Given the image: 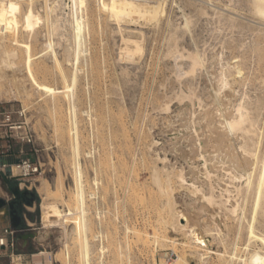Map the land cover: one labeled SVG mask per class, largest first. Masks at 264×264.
<instances>
[{
  "label": "rangeland",
  "instance_id": "1",
  "mask_svg": "<svg viewBox=\"0 0 264 264\" xmlns=\"http://www.w3.org/2000/svg\"><path fill=\"white\" fill-rule=\"evenodd\" d=\"M16 1L20 4L21 9L31 3L39 17L34 28L35 35L31 38L28 36V39L26 32L20 28L22 32L19 31L18 37L20 38L18 39L28 43L31 40L29 44L31 53L33 52L34 55L33 70L39 83H41L40 85L43 86L42 89L37 88L28 78L23 63V48L16 47L17 54L14 57H6L0 50V104L23 111L25 121L33 130L36 152H32L31 147L27 145H24L23 149L32 159L39 161L41 166V173L29 179L0 175V198L7 202L12 200V189H17L18 193L26 194V199L14 206L21 218L23 215L26 217V222L22 219L20 226L23 227L25 223H28L34 228L35 237L39 233L42 226L39 212L41 197L36 190V185L42 179L53 182L58 171L62 176L63 186L66 188L63 194L66 201L58 202L59 208L63 212L70 208L75 213L67 216V218L63 217L62 225H59L64 229L63 225L69 226L71 223L78 222L80 207L76 200V181L71 164L73 134L70 96L69 93H64L53 97L45 90V87H63L69 82L63 76V72L70 73L74 67L71 61L74 46L70 23L72 15L75 12L81 14L84 8V12L82 11L83 15L86 12L84 24H88L85 25L84 32L86 34L84 39L86 60H80L78 63V67L81 65L78 72L79 78L84 76L80 78V86L83 90L78 87L74 93L79 98L83 95L80 98L81 103L77 102V108L79 111V134L82 135L81 138L83 137L82 148L84 152L82 151L80 161L86 196V223L89 222L87 227L90 228V232H88L89 239H91L90 264H172L175 263L178 256H183L187 264H217V262L218 264H227L225 260L227 258L226 261H229L230 254H237L230 261V264H241L240 259L242 257L251 258L257 253H261V250L258 249L259 245L249 241L246 235L245 222L248 218L250 219V199H247L248 202L247 200L243 202V197H239L238 192L234 191L240 182L236 180V183L229 178L230 176H227L228 174L219 163H216L214 168H217L214 171L219 176L211 177L213 191L215 195H220L221 191L219 190H222L221 195L223 196H217L220 199L224 198V200L231 194L232 197L229 196L231 200L227 202L228 204L233 203V201L235 203L237 199L240 209L237 206L236 214H228L229 211L222 208L223 206L209 205L200 215H196L192 211L187 212V226L184 229H179L176 218H172L174 216L171 213L166 214L164 211L175 204L173 202L175 201V206L185 212L190 198L197 196L198 202L202 203L200 193L193 195L192 188H188L187 185L179 186L173 177L169 183L172 195L170 197L169 195L163 196L164 194L159 191L160 186L166 187L167 182L165 181H167V174L172 170V166L183 167L185 176L190 181L191 174L187 173L188 167L180 157L181 150L189 149V146L185 147L187 142L184 138L188 136L189 132L191 134L189 136H191L194 146L198 150L197 135L196 132H192L196 129L200 135L199 138H203L202 141L208 144L209 132L205 129V134L203 133L204 127H198L199 119L194 118V116L201 114L202 108L206 109L208 106L207 97L209 93H214L215 90L220 94V96L218 95L220 98L225 97L223 93L227 91V94L232 93L230 99H232L233 104L242 102L247 106L248 111L251 112L249 115H251L253 130L256 131L251 133V135L254 133L251 137L254 140H260L261 145L264 143V61H262L264 58V53H262L264 41H261L262 34L264 40V22L262 21V23L261 19L257 18L258 15L247 9L248 0H168L167 14H169L166 16L168 20L164 18L162 23L158 25L159 28L148 24L143 25V30H141L144 33V50L129 60L126 57L123 58L120 49H118L120 36L114 19L104 11H97L100 0H88L86 7L81 8L82 10L79 6L78 8L74 6L73 0ZM256 1L262 2L264 0ZM228 9L231 12H227ZM183 13L191 21L188 33L179 28L183 22ZM94 14L97 18H94ZM228 15L235 18L233 24L225 19ZM90 16L91 19H89ZM236 19L238 24L235 23ZM238 20L244 27L242 24L240 25ZM173 23H176V27ZM255 34L260 37L257 38ZM172 40L177 43L171 42ZM248 44L251 47H248ZM193 47L206 51L204 52L209 61L206 60L205 68L202 67L197 70L196 73L198 74H192L194 77L190 75L175 77V65L180 64L181 67H185L187 62L182 58H177L174 61L175 51L185 52L186 50H193ZM255 48L256 50H253ZM255 52L257 53L255 54ZM259 54L262 55V59ZM88 57H96L99 61L100 68L98 66L99 69L95 73L90 71ZM259 63L261 65H258ZM238 65L243 70L242 76L234 78L235 74L233 73ZM233 67L234 70H232ZM84 72L86 74H83ZM241 78L243 79L241 80ZM225 81H228L229 84ZM230 88L232 89L230 90ZM183 89L187 92H184ZM234 89L238 94L235 93ZM189 90L195 92L192 100L186 97ZM197 97L201 98V101ZM199 101L200 103H198ZM192 107H194L193 110ZM194 110L195 114L193 115ZM192 118L197 124L193 122ZM232 136L234 137L232 138ZM232 136V143L243 144L244 139L241 135ZM203 147L205 155L213 156L209 148ZM202 161V159L195 160L193 163V166L197 168L195 169L197 184H200V181H205L206 178L204 161ZM212 163H214L212 160L208 161L210 166ZM154 169L157 170V173L153 171ZM157 178L161 180H159L161 185L157 183ZM224 186L230 191L229 194L225 192ZM92 192L96 194L90 197L89 193ZM233 196H237L234 197L235 200L232 199ZM167 197L169 200L166 199ZM237 215H240V218ZM194 216L198 218V227L203 232H206L207 229H213L215 225L218 229L212 232L215 235L206 234L210 248L216 254L208 253L203 256V260L198 257L202 251L196 253L193 247H183V244L188 242L187 230L192 225V217ZM64 218L66 219L64 220ZM0 219L9 220L7 206L0 208ZM179 222L186 224L185 220ZM58 227L51 229L48 236L40 241L34 237L23 243V239L19 238L16 252L37 254L33 257V261L38 263L48 261L51 258L55 264H85L81 238L78 237L79 240L75 238V241L73 240L66 250L61 244L62 240L61 242L58 240V237L62 235L60 233L62 229L59 227L60 230ZM262 227L257 223L256 230L264 234V227ZM96 234L102 236L103 250H101L102 246L99 249V245L93 237ZM217 234L220 236L218 239ZM41 251L46 252L39 254ZM67 252L69 253L67 254ZM217 253L219 254L217 255ZM9 262L8 257H0V264H10Z\"/></svg>",
  "mask_w": 264,
  "mask_h": 264
},
{
  "label": "bare ground",
  "instance_id": "2",
  "mask_svg": "<svg viewBox=\"0 0 264 264\" xmlns=\"http://www.w3.org/2000/svg\"><path fill=\"white\" fill-rule=\"evenodd\" d=\"M87 1L88 0H73V3H74V6L76 8H78V6H79L80 9H81L83 7H86ZM167 1L168 0H100L99 3L97 2L98 3V6H97L98 10L97 11H104V13H106L109 17L114 19L113 21H115V23L117 24L116 28H118V32H119L118 34L120 36L119 37V39H120V47H118V49H120L119 51L123 55V58L126 57V59L128 58V60H129L131 58L133 59V57L135 55L141 54V52L144 50L143 49L144 48L143 47L144 33L142 31L143 30L142 29L143 25L146 26L148 24V25H152L154 27L160 25V23H162L161 21L164 18H166V16L169 14V13L167 14V5H168ZM244 2H246V1H244ZM97 7H96V9H97ZM233 7H235V6H233ZM247 9L251 10L255 15H258L259 17H257V18L261 19V22L262 21L264 22V1H262V2L258 1L257 2L256 0H248V8ZM83 10H84V8H83ZM235 10H236V8H235ZM76 11H77V9H76ZM82 11H81V14L78 13V12L77 13L75 12L72 15V19H71L72 21L70 23V26L72 28V39H73L74 48H73V54L71 53V55H72L71 59L72 60L71 59H69V60L72 61V65L74 67L72 66L73 69H72V71L70 73L69 72L68 73L67 72H63V76L66 77L65 79H68V81H69L68 84L66 86H63V87H48V86L45 87L44 86L46 88L45 90H47V92L52 94L53 97H55L57 95L64 94V93H69V96H70V106H71V114H72V134H73V144H72V147H71V151H72L71 152L72 153V160H71L72 162H71V164L73 165L74 174H75V181H76V190H75L76 194L75 195L77 196L76 200L79 203L80 209H79L78 212L80 214L78 216V222L71 223L69 226H64L63 225L64 229H62L61 228L62 226L60 227V225H59V224H61L63 222V221L61 222L62 218L63 217L67 218V216H71V215L75 214L72 211V209H70V208L68 209V211H65V212H63V210L59 208L58 202H60V201L62 202V201L65 200L63 194H64V191H65L66 188H64V186H63V181H62V178H61L62 176H60V173L58 171L56 173L57 176L54 177L53 182H51V181H49L47 179L40 178L42 180L36 185V188H37L36 190H37L38 194L41 197L40 198L41 202H40V205H39V212H40L41 225L42 226L40 228L39 233L43 234L44 236H42L41 234L38 233L36 235L35 239L37 241H40L41 239L46 238L48 236L49 231L51 229L57 228V226H59L62 229V232H60L62 235H60L58 237V240H60L59 242H61V240H62L61 244H63V247H65L66 250H68V246H70V244L73 242V240L75 238H77V239H78V237L81 238L80 241H81V246H82V249H83V256H84V259H85V264H90V254H91V241L90 240L91 239H89V235H88V232H90L89 231L90 228L88 229V227H87L88 226L87 223L89 224V222L86 223V220H87L86 216H85L87 214L86 213V208H85L86 196H85L84 185H83V169H82V164H81V161H80V158L82 157L81 154L84 152L83 148H82L83 147V142H82V138L83 137L81 138L82 135L80 136V134H79V128H78L79 127L78 126L79 111H78V108H77V102L81 103L80 98L83 95H81L80 98H79V96H77L74 93V90L76 91L78 87L80 89L82 88L80 86L81 85L80 78L84 77V76L83 77L81 76L79 78V73L78 72L81 69L80 68L81 65H80V67H78V63L80 62V60L81 61H85L86 60V58H85L86 49L84 47V39H85V35L86 34L84 32H85V25H88V24H84V20L86 19V18H84V16L86 15V12H85V15H83ZM94 11H96V10H94ZM97 11H96V13H97ZM218 12H219V10H218ZM227 12H231V11H229V9H228ZM90 14H92V13H90ZM234 14H236V13H234ZM237 16L240 17L239 15H237ZM237 16H236V18H237ZM95 17H96V15L94 14V18ZM168 17H170V16H168ZM182 17H183V20H182L183 22L181 23L180 26H179V23H178V26H179V28L183 29L184 31H187V33H188V31H190V25H191L190 23H191V21L189 20V18L184 13H183ZM222 17H224V16H222ZM91 18L92 17L90 16L89 19H91ZM225 19L230 24H233L235 18L233 16L228 15ZM38 20H39V17L36 14V12L34 11L31 3H28L27 6L24 9H21L20 4L16 0H0V50L2 51L4 56H6V57L13 56L14 57L17 54L16 53V47L23 48L22 49L24 51L23 63H24L28 78L30 79L32 84L37 86V88L42 89L43 86L40 85L41 83H39L38 79L36 78L35 71L33 70L34 69V66H33V64H34V59H33L34 55L32 54L33 52L31 53L32 50H31V46L29 44L31 42V40L28 43L26 41L23 42L22 40L20 41L18 39V38H20V37H18V33L21 30L26 32L27 38H28V36H30V38L33 37L35 35L34 28H35L36 24L38 23ZM238 21L240 23V20H238ZM235 23H237V19H236ZM166 24H165V26H166ZM170 24H171V22H170ZM173 24H175L174 27H176V23H173ZM241 24L242 23H240V25ZM246 26H248V25H246ZM169 27H171V26H169ZM243 27H244V25H243ZM20 28H21V30H20ZM158 28H159V26H158ZM179 28H178V30H180ZM231 28H232V26H231ZM258 29H259V27H258ZM178 30H176V31H178ZM259 31H261V30L259 29ZM241 32H242V30H241ZM244 32H246V31L244 30ZM173 34H172V36H173ZM20 35H21V33H20ZM249 35H251V34H249ZM255 35H257V34H255ZM252 36H254V35L252 34ZM259 37L257 35V38H259ZM261 37H262L261 41H264L263 40V34H262ZM252 38H254V37H252ZM175 39H178V38H175ZM192 39H194V38H192ZM254 40H256V38H254ZM171 42H173V40ZM252 42H253V40H252ZM255 42H257V41H255ZM175 43H177V42H175ZM250 44H248L247 46L249 47ZM255 45H254V47H255ZM256 46L258 47V45H256ZM262 46H263V43H262ZM198 47H200V46H198ZM198 47H195V48L193 47L194 48L193 50H186L185 52H181V51L178 52L177 50L175 51V54L173 55V57L175 59L174 61H176L177 58H182V59H184V61L185 60L187 61L186 62V66L184 64L185 67H183V66L181 67L180 64H176V65L174 64L175 68H176V76L175 77L178 78V77H182L183 75L193 76L192 74L196 73L197 70H199L202 67L205 68L204 64L206 63V60L208 59V58H206V55H205L206 51L205 50L202 51L201 49H198ZM260 47H261V45H260ZM238 49H240L239 46H238ZM261 49H262V47H261ZM253 50H256V48L253 49ZM262 50H263V52L261 50L260 51L262 53H264V49H262ZM169 52H170V49H169ZM261 52L258 51V53H261ZM256 53L257 52H255V54ZM93 55H95V54H93ZM170 55H172V54H170ZM95 56H97V55H95ZM261 56L262 55H260L259 57H261ZM237 57H239V56H237ZM263 57H264V55H263ZM263 57H261V59ZM89 60H90V62H89L90 63V71L92 73H95L97 71V69L100 68V66L98 64L99 61H98V59L96 57H91V58H89ZM181 61H183V60H181ZM208 61H209V59H208ZM262 61H264V58L262 59ZM235 64H233V65H235ZM240 65H241V63H240ZM258 65H261V64L259 63ZM98 66H99V68H98ZM229 69H228V71H229ZM232 70H234V67H233ZM242 71L243 70H241V68L238 65L236 67L234 73H233V74L236 75V76L234 75V78L238 77V76H242ZM85 72L83 74H86ZM81 73H82V71L80 72V74ZM196 74H198V73H196ZM233 74H229V75H233ZM86 77H87V75H86ZM242 79L243 78H241V80ZM224 80H225V77H224ZM84 82H82V83L84 84ZM225 82L228 83V81H225ZM87 83H85V84H87ZM226 83H225V85H226ZM223 85L224 84H223V81H222V86ZM84 87H85V85H84ZM231 89L232 88H230V90ZM81 90H83V89H81ZM183 91H184V89H183ZM194 91H196V90H194ZM234 91H235V89H234ZM188 92L189 93H187V95L186 94L185 95H186L187 98L192 100L191 98H192V96H194L195 92H192L191 90H189ZM209 92H211V91H209ZM79 93H81V92H79ZM225 93H223L225 95V97H221V98L219 97L220 94H218V92L216 90H215L214 93H209V96L207 97V101H208L207 105L209 107L207 106L208 108L206 107V109H204V108H202L203 106L202 107L200 106L202 108L203 112L201 111L202 112L201 114H198L197 116L195 115L196 117L194 116V118H198L199 119L198 122H197V123H199L198 127L199 128L202 127V126L204 127L203 128L204 130L201 129L203 131V133H204V131H206L205 129H207V131L209 132V140H207L208 144L205 143V141H202L203 138L202 139L199 138L200 135H199V133H197L196 129H194V131H192V129H190V130L192 132H196V135H197L196 136L197 137L196 140H197V143H198L197 144L198 150H196L197 147L195 148V146H194L195 144L192 141L191 136H189V135H191V134H189V132L187 134L188 136L186 135L187 137L184 138L186 140V142H187V144H185V147L189 146V149L181 150L180 157L183 160L182 162L184 164H186L187 167H188V172L187 173L191 174L190 181L187 180V178L185 176L186 173L184 172V168L183 167L178 168V167H173L172 166L171 167L172 170L169 171L168 174H167L168 175L167 181H165V182H167L168 185L166 184V187H164V185H163L162 187L160 186V188L159 187L158 188L160 189L159 191H161V193L164 194V195L162 194L163 196H168L169 195V197H170V195H172V193H171V187H170L169 183H170L171 177H173V178H175L174 180H176V182H178L179 186L187 185L188 188H192L191 191L193 192V195H195V194L197 195V193H200V199H201L202 203L198 202V198H196L197 196H195V198H193V197L190 198V202L187 204L185 212H182L180 209H178L175 206L176 205L175 201H173L175 204H172L168 209L166 208L167 210L164 211V213L166 212V214L171 213L172 216H174V217L171 216L172 218H176V222L179 224V227H178L179 229H184L187 226V222H188V218L186 216L187 212L192 211L194 214L200 215V214L203 213V211H205L208 208L209 205L210 206L211 205L223 206L222 208H225L227 211H229L228 214H230V213L231 214H236L238 203H237V199L235 198L236 199L235 200L234 197H237V196H233V198H232V199L235 200V203L233 201V203H229L228 204L227 202H230V200H231V198L229 197V196H231V194L227 198L224 195V197L226 198L225 200L222 197L221 198L223 200L218 198L219 196H223V195H221L222 194V190H219V191H221L220 195L217 194L219 196L214 194V191H213L214 187H213V182H212L213 180H211L212 179L211 177L212 176H215V177L219 176L215 172L217 170V168L214 169L216 163H219L221 165V168L223 170H225V172L228 174L227 176H230L229 178H231L234 181L238 180L240 182V183H238L239 185L235 184V185H237V187H236V190H234V189L233 190L238 192L237 194L239 195V197L240 196L243 197L242 198L243 202H244V200L250 199V202H251V204H250L251 206H249V209L251 207V209H250L251 210L250 211V219L248 218V220H246V222H245L246 223V225H245L246 235H247L248 240L258 244L259 245L258 249L261 250V253H257L254 257L246 258V256H245L244 258L242 257L241 259L239 257L238 258L240 259L241 264H264V234H262L260 232H257L258 230H256L257 223H259V225L264 227V143L261 145L260 142H259L260 140L259 141H258V139L254 140L251 137L254 134L253 133L251 135V133L253 131L254 132H256V131L253 130L254 128L252 127L253 123H252V119L250 117L251 115H249L251 112L248 111L247 106H245L242 102H238V103L233 104L232 101H231L232 99H230V98H232L230 96V95H232V93L230 94V92H229V94H227L228 93L227 92L226 93L227 95ZM235 93H237V91H235ZM244 93H245V91H244ZM237 94H236V96H237ZM178 95H181V94H178ZM241 95H243V94H241ZM226 96H229V97H226ZM237 97H239V95ZM197 98L201 101V98H199V97H197ZM82 99H83V97H82ZM254 99H255V97H254ZM86 100H87V98H86ZM243 100H245V99H243ZM89 101H90V99H89ZM200 101L198 103H200ZM247 102H248V100H247ZM205 103H207V102H205ZM248 103H250V102H248ZM198 105H200V104H198ZM252 105H254V104H252ZM187 106H190V105H187ZM185 107H186V105H185ZM193 109H194V107H192V110ZM253 110H254V108H253ZM87 113H85V114H87ZM194 114H195V110H194L193 115ZM192 120H193L194 123H196L193 118H192ZM263 121H264V119H263ZM196 124H195V126H196ZM254 124H255V121H254ZM188 126H189V124H188ZM183 128H185V127H183ZM255 129H257V128H255ZM237 134L241 135L242 138L244 139L243 140L241 138L244 141L243 144H238V142L236 144H234L235 142L232 143L233 140L231 139V136L232 135H237ZM233 137L234 136H232V138ZM237 137H239V136H237ZM259 139H260V136H259ZM261 139H262V137H261ZM236 141H238V140H236ZM202 145L207 147V148H209L210 149V153H212L213 156L210 155L209 153H208L209 155H205V153H204L205 151L203 149L204 147ZM206 151H209V150H206ZM84 154H86V153H84ZM201 159L204 161L203 165H204V168H205V176H206V178H205V181L204 180L200 181L201 183L197 184L198 180L196 181L197 174L195 172V169H197V168L195 166H193V163L195 162V160L199 161ZM209 160H212L214 162V163L211 164V166L208 164ZM162 163H164V162H162ZM209 163H211V162H209ZM220 165H218V166H220ZM171 168H169V169H171ZM174 168H176V169H174ZM156 169H154L153 171L156 172L157 171ZM17 172H18L17 167L15 165H13L12 166V174H16ZM155 177H157V176H155ZM217 178L219 179V177H217ZM206 179H208V181H206ZM159 180H160L159 178H157V180H156L158 184H159ZM236 183H237V181H236ZM161 184L162 183L160 182L159 185H161ZM218 185L220 186V184H217V186ZM225 187L226 186H224V188ZM225 192L228 193L230 191L227 188H225ZM89 194H90V197H92V195H95L96 193L93 194V192H92V193H89ZM237 194H235V195H237ZM169 197H167L166 199H168ZM93 198L95 199V196ZM247 202H248V200H247ZM243 204H245V203H243ZM165 206H168V205H165ZM238 208L240 209L239 206H238ZM164 209H165V207H164ZM249 209H247V210H249ZM247 216H249V215H247ZM245 217H246V215H245ZM66 218H64V220ZM71 218H73V217H71ZM165 218H167V217H165ZM165 218H164V220H165ZM238 218H240V215L238 216ZM181 220H185L186 224L180 223L179 221H181ZM192 220H193L192 221L193 223L187 230L188 242L186 244H183V247L184 246L193 247V248H195L196 253H199V251H202V253L198 254V257H199V259L203 260L204 259V257H203L204 255H207L208 253H211V254L215 253V251L211 250V248H210L211 246H210L209 241L206 239V234L208 233L210 235L211 234L215 235V233H212V232L216 231L218 229L216 228V225H215V227L213 229H207L206 232L205 231L203 232L200 229V227H198V225H199L198 218H196L194 216V217H192ZM242 221H243V219H242ZM167 224H168V222H167ZM217 227H219V226H217ZM219 231H221V230H219ZM95 236L96 235H93L94 238H95ZM222 236H224V234ZM219 237L220 236L218 235L217 239ZM162 240H164V239H162ZM223 244L225 245L224 241H223ZM247 246H248V244H247ZM63 247H61V248H63ZM225 247H226V245H225ZM103 248L104 247L102 246L101 250H103ZM99 249H100V247H99ZM45 252L46 251H43V252L41 251L40 253H45ZM57 252H58V250H57ZM101 252H103V251H101ZM68 253L69 252H67V254ZM218 254L219 253H217V255ZM64 255H66V254H64ZM236 255L235 254H230V257H228L229 261H226L227 260V258H226L225 262H227V264H230V261ZM65 259H67V258H65ZM224 259H225V257H224ZM236 260H237V257H236ZM216 261H219V260H216ZM184 262H185L184 257L183 256H178L177 259L175 260V263H172V264H187V262H185V263ZM65 264H67V263H65ZM217 264H218V262H217Z\"/></svg>",
  "mask_w": 264,
  "mask_h": 264
},
{
  "label": "built area",
  "instance_id": "3",
  "mask_svg": "<svg viewBox=\"0 0 264 264\" xmlns=\"http://www.w3.org/2000/svg\"><path fill=\"white\" fill-rule=\"evenodd\" d=\"M0 142V175L6 176V171L9 170L11 177L29 179L41 173L39 161L32 159L23 149V146L27 145L31 147L32 152H36L33 130L25 121L22 110L0 104ZM13 165L18 169L16 174H12ZM22 219L26 222L25 215ZM33 231L34 228L28 223L18 228H13L11 225L0 226V257H8L10 264H55L51 258L38 263L33 261V257L37 254L16 252L19 236ZM95 240L101 247L102 236L96 234Z\"/></svg>",
  "mask_w": 264,
  "mask_h": 264
},
{
  "label": "water",
  "instance_id": "4",
  "mask_svg": "<svg viewBox=\"0 0 264 264\" xmlns=\"http://www.w3.org/2000/svg\"><path fill=\"white\" fill-rule=\"evenodd\" d=\"M6 176H9V170L6 171ZM13 195H17L18 191L17 189H12ZM3 206H7L8 208V216H9V224L13 228H18L22 224V218L21 216L17 213V210L14 208V201H5L4 199L0 198V208ZM35 237L34 232H30L27 234L20 235L19 238L23 239L25 242L29 241L30 239H33Z\"/></svg>",
  "mask_w": 264,
  "mask_h": 264
},
{
  "label": "flooded vegetation",
  "instance_id": "5",
  "mask_svg": "<svg viewBox=\"0 0 264 264\" xmlns=\"http://www.w3.org/2000/svg\"><path fill=\"white\" fill-rule=\"evenodd\" d=\"M24 199H26V194H25V193L20 192V193H18V194L15 195V196L13 195L12 200L14 201V206H17L18 203H19L21 200H24Z\"/></svg>",
  "mask_w": 264,
  "mask_h": 264
},
{
  "label": "crops",
  "instance_id": "6",
  "mask_svg": "<svg viewBox=\"0 0 264 264\" xmlns=\"http://www.w3.org/2000/svg\"><path fill=\"white\" fill-rule=\"evenodd\" d=\"M6 225H10L9 221L7 219H0V226H6ZM23 243H26V242L23 240Z\"/></svg>",
  "mask_w": 264,
  "mask_h": 264
}]
</instances>
